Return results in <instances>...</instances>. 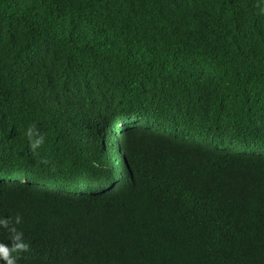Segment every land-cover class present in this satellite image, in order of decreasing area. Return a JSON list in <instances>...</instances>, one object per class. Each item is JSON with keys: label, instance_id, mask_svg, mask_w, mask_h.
<instances>
[{"label": "trees", "instance_id": "1", "mask_svg": "<svg viewBox=\"0 0 264 264\" xmlns=\"http://www.w3.org/2000/svg\"><path fill=\"white\" fill-rule=\"evenodd\" d=\"M262 8L0 0V174L84 190L0 187L10 228L33 214L17 264H264V156L240 153L264 150ZM122 129L113 155L101 141Z\"/></svg>", "mask_w": 264, "mask_h": 264}, {"label": "clouds", "instance_id": "2", "mask_svg": "<svg viewBox=\"0 0 264 264\" xmlns=\"http://www.w3.org/2000/svg\"><path fill=\"white\" fill-rule=\"evenodd\" d=\"M262 12H264V8L261 9ZM139 120L136 118L134 121H129L126 124H130L129 129L136 127L137 126V122ZM128 129V130H129ZM125 129L122 130H116L117 134L112 133L111 135H106V137L101 141V144L105 145V149L109 152V149H112L111 154L113 155H117L119 150H120V144L123 137V133H124ZM127 130V131H128ZM126 132V131H125ZM25 135L28 139L29 142V148L30 150L35 153L38 149H40L46 142V136L41 135L38 131L35 130V126H30L27 128ZM233 141V140H231ZM229 142V141H227ZM232 144V143H230ZM230 144L228 145V147H222L221 151L222 152H230V151H234L232 148H230ZM261 145V144H260ZM215 149L217 148L216 146H213ZM250 150L254 151L253 155L255 156H264V150L259 149L258 147L255 146H251V148L249 147ZM235 153V152H233ZM241 153V152H240ZM46 163V162H45ZM13 173V172H11ZM115 181H117L114 178H108L105 179L104 181L101 180L102 183V188L106 191H113L114 188L117 187V184L115 183ZM79 182H83L84 181H79ZM17 184H21L23 186H25L28 190L34 192V193H39L40 192H44V195H48L51 194V191H55L58 194H64L65 192H71V193H80V191H84L81 189V185L78 187V190H74V191H68L67 189L62 190L61 188H59L58 190L55 189V185L52 182H46L44 180L43 177H41L39 174L36 175H27V174H19L17 176H14V174H0V187H13ZM23 203L29 207V209L31 208L32 210H34V205L30 204L26 201V199H22ZM40 202V201H39ZM40 206H41V202H40ZM50 208L53 207L52 204L48 205ZM54 207L52 209V211H54ZM29 211V210H28ZM27 211V212H28ZM24 213L22 212L21 215H23ZM33 214H28L24 216L25 222H26V227L27 229L20 228L16 225V228L13 227H9L10 225V218H2L0 217V227L4 228V229H8L10 233H12L11 237H5V240H8L7 244L5 243H0V261H3L4 264H17V261L21 262V260H23V257L25 256V254L27 253V251L29 250V245L30 242L27 239V235L31 234L29 233V226L34 225L31 221V217ZM21 217L17 216L15 218V223L16 224H20L21 223ZM18 232H17V230ZM27 230V233L25 236H23V233ZM40 231L39 227H36L32 230L33 233L38 234ZM33 235V234H32Z\"/></svg>", "mask_w": 264, "mask_h": 264}, {"label": "bare ground", "instance_id": "3", "mask_svg": "<svg viewBox=\"0 0 264 264\" xmlns=\"http://www.w3.org/2000/svg\"><path fill=\"white\" fill-rule=\"evenodd\" d=\"M250 151H251V150H248V151H241V153L243 152V153H248V154H249ZM230 152H233V151H230ZM236 152H239V151H236Z\"/></svg>", "mask_w": 264, "mask_h": 264}]
</instances>
